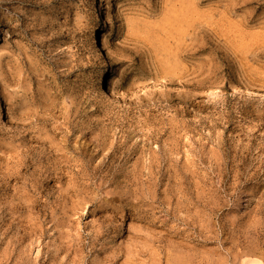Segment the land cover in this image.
Instances as JSON below:
<instances>
[{
	"label": "rangeland",
	"instance_id": "374dc122",
	"mask_svg": "<svg viewBox=\"0 0 264 264\" xmlns=\"http://www.w3.org/2000/svg\"><path fill=\"white\" fill-rule=\"evenodd\" d=\"M100 1L0 0V264H264V0Z\"/></svg>",
	"mask_w": 264,
	"mask_h": 264
},
{
	"label": "bare ground",
	"instance_id": "6f19581e",
	"mask_svg": "<svg viewBox=\"0 0 264 264\" xmlns=\"http://www.w3.org/2000/svg\"><path fill=\"white\" fill-rule=\"evenodd\" d=\"M94 5L96 7V10L98 12V17L97 18L99 20V22L101 23L102 20L100 18V16L104 15L105 16V12H106V9H105V5L100 1V0H94ZM96 22V21H95ZM103 24V22H102ZM99 26V25H98ZM95 27V26H94ZM95 30V29H94ZM101 32V31H100ZM90 47L92 48V50H97L96 52L98 53V55H102L101 54V39H100V36H99V33H98V30H96L95 32H92L91 35H90ZM105 52V51H104ZM112 68V67H111ZM109 71V70H107ZM105 74V73H104ZM114 75L111 73L110 71V74L108 73L106 76H105V79H107L108 81L112 78L113 79ZM103 78V77H102ZM103 80V79H102ZM105 82V81H104ZM109 83V82H108ZM107 84V83H106ZM103 89H106L104 90L105 93H106V96L108 98H119V95L117 94L116 90L112 87V86H105V88ZM9 122H12V119L9 118ZM244 264H261V262L257 261L256 259L255 260H248L247 262H245Z\"/></svg>",
	"mask_w": 264,
	"mask_h": 264
}]
</instances>
